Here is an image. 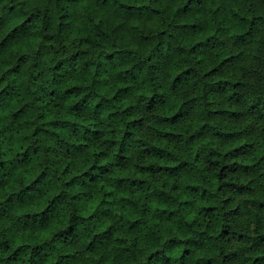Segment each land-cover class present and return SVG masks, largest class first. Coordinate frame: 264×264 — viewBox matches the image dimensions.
Here are the masks:
<instances>
[{"label":"trees","instance_id":"16d2710c","mask_svg":"<svg viewBox=\"0 0 264 264\" xmlns=\"http://www.w3.org/2000/svg\"><path fill=\"white\" fill-rule=\"evenodd\" d=\"M0 264H264V0H0Z\"/></svg>","mask_w":264,"mask_h":264},{"label":"clouds","instance_id":"9594fccd","mask_svg":"<svg viewBox=\"0 0 264 264\" xmlns=\"http://www.w3.org/2000/svg\"><path fill=\"white\" fill-rule=\"evenodd\" d=\"M175 113V109H173L172 111H169V115H172V114H174ZM156 116H158L159 115V113H157V114H155ZM161 130H163V129H161Z\"/></svg>","mask_w":264,"mask_h":264}]
</instances>
